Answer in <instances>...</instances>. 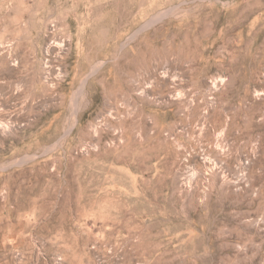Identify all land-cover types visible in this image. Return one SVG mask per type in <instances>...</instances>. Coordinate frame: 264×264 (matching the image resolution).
I'll list each match as a JSON object with an SVG mask.
<instances>
[{
    "label": "rangeland",
    "instance_id": "1",
    "mask_svg": "<svg viewBox=\"0 0 264 264\" xmlns=\"http://www.w3.org/2000/svg\"><path fill=\"white\" fill-rule=\"evenodd\" d=\"M0 264H264V0H0Z\"/></svg>",
    "mask_w": 264,
    "mask_h": 264
},
{
    "label": "bare ground",
    "instance_id": "2",
    "mask_svg": "<svg viewBox=\"0 0 264 264\" xmlns=\"http://www.w3.org/2000/svg\"><path fill=\"white\" fill-rule=\"evenodd\" d=\"M80 87V86H79ZM80 89V88H79ZM83 89V88H82ZM85 89V88H84ZM81 90V89H80ZM85 91V90H84Z\"/></svg>",
    "mask_w": 264,
    "mask_h": 264
}]
</instances>
